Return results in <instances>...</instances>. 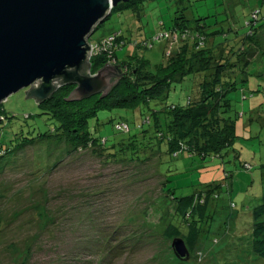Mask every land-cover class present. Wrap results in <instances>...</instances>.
I'll return each mask as SVG.
<instances>
[{
  "label": "rangeland",
  "instance_id": "rangeland-1",
  "mask_svg": "<svg viewBox=\"0 0 264 264\" xmlns=\"http://www.w3.org/2000/svg\"><path fill=\"white\" fill-rule=\"evenodd\" d=\"M256 6L261 0H143L137 9L112 11L89 41L119 33L151 42L181 12L192 24L205 17L210 25L235 28L234 39L250 30L246 19ZM254 34L250 43L258 54L248 79L227 96L238 137L222 156H174L163 143L145 161L107 162L91 150H75L64 137L0 153V264H264L252 251L253 210L264 201V24ZM185 43L156 37L140 55L154 67ZM127 53H134L128 44L118 57ZM198 76L174 82L167 103H184ZM26 90L1 103L7 118L0 122V151L17 147L22 134H50L56 125ZM148 110L102 108L89 118V129L112 145L140 131L141 112ZM122 120L130 131L116 129ZM156 134L146 140L155 143ZM212 186L216 194L206 203L194 207L183 199ZM176 237L185 240L188 260L176 256Z\"/></svg>",
  "mask_w": 264,
  "mask_h": 264
},
{
  "label": "trees",
  "instance_id": "trees-1",
  "mask_svg": "<svg viewBox=\"0 0 264 264\" xmlns=\"http://www.w3.org/2000/svg\"><path fill=\"white\" fill-rule=\"evenodd\" d=\"M142 2L120 1L112 11L134 10ZM261 6L252 9L250 17L246 19V26L250 30L234 39L229 37L235 28L227 30L222 22L210 25L204 20L205 17H200L192 24L185 12L177 14L170 29L156 37L168 41L164 33H171L186 43L176 54L168 55L166 60L154 67L140 52L153 47L156 37L151 42L135 41L119 33H109L99 38L102 41L115 37V41L104 45L100 53L93 55L85 72L95 73L106 64L119 65L123 72L114 78L116 84L112 89L108 93L70 101L67 97L75 86L59 87L47 100L38 102L42 114L56 121L53 132L36 137L22 134L23 140L17 147L2 149L0 153H12L29 143L44 141L49 137H64L75 150H91L107 162L145 161L153 157L157 146L161 149L163 143L167 145L168 153L174 156L184 151L203 157L222 156L223 151L231 147L238 137L235 119L230 115L231 100L227 96L231 90L237 89L239 80L248 79L249 64L258 54L250 40L253 41L254 29L264 24V0H261ZM236 41L238 46L232 43ZM127 44L134 48V53H127V58L120 59L118 50ZM193 74L199 76L194 80L195 90L187 100L184 103H167L174 82H181ZM144 105L149 110L141 112L142 121L137 126L142 129L136 133L129 132V136L112 145H109L107 138L94 137L89 129V118L96 115L99 109L117 106L138 108ZM6 118L0 104V122ZM123 122L128 124V130L117 128ZM146 122L152 124L151 128H143ZM116 129L119 132L130 131L129 122L118 121ZM149 133H157L155 143L146 140ZM143 152L150 156L146 157ZM216 189L212 186L204 194H192L183 199L196 207L213 198ZM253 218L252 251L256 256L264 258V201L254 208Z\"/></svg>",
  "mask_w": 264,
  "mask_h": 264
},
{
  "label": "water",
  "instance_id": "water-1",
  "mask_svg": "<svg viewBox=\"0 0 264 264\" xmlns=\"http://www.w3.org/2000/svg\"><path fill=\"white\" fill-rule=\"evenodd\" d=\"M120 1L125 0H0V104L25 87L26 97L39 103L63 85L75 86L70 101L108 93L122 68H85L89 38ZM172 247L181 260L190 258L183 238H174Z\"/></svg>",
  "mask_w": 264,
  "mask_h": 264
},
{
  "label": "built area",
  "instance_id": "built-area-1",
  "mask_svg": "<svg viewBox=\"0 0 264 264\" xmlns=\"http://www.w3.org/2000/svg\"><path fill=\"white\" fill-rule=\"evenodd\" d=\"M254 16L256 17V14H254ZM165 36H167V39L169 40V38H177L176 35H173L171 33H164ZM116 36V35H115ZM162 36V35H161ZM160 36V37H161ZM159 38V37H158ZM112 41H115V37H108L104 40H99L97 41V43H91L92 44V51L90 53V56H93L95 55L96 53L98 52H101V48L104 47V45H109V44H112ZM118 129H125V130H128L129 129V126L127 123L123 122V123H120L118 126H117Z\"/></svg>",
  "mask_w": 264,
  "mask_h": 264
}]
</instances>
